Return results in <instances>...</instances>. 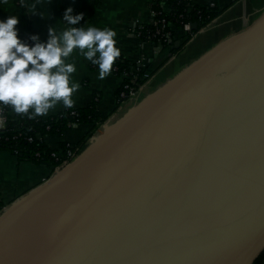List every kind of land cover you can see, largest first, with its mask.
Here are the masks:
<instances>
[{
	"label": "water",
	"instance_id": "water-1",
	"mask_svg": "<svg viewBox=\"0 0 264 264\" xmlns=\"http://www.w3.org/2000/svg\"><path fill=\"white\" fill-rule=\"evenodd\" d=\"M263 252L264 12L0 213V264H254Z\"/></svg>",
	"mask_w": 264,
	"mask_h": 264
},
{
	"label": "crops",
	"instance_id": "crops-1",
	"mask_svg": "<svg viewBox=\"0 0 264 264\" xmlns=\"http://www.w3.org/2000/svg\"><path fill=\"white\" fill-rule=\"evenodd\" d=\"M0 0V20L9 16H18L19 37L25 39L35 33L40 40L48 39L49 29L59 34L68 27L63 16L68 8L73 15L83 14L75 27L110 28L117 33V47L121 56L144 64L149 74L148 80L140 89L137 98L119 103L117 91L121 77L112 69L103 80L98 79L99 67L87 61L74 51L69 62H75L77 71L73 80L81 87L74 95V108H82L98 98L97 108L101 121L90 124H73L62 135H46L45 143L57 149L63 143H72L82 149L84 143H90L91 135L102 130L105 123H113L123 116L138 101L154 92L176 76L190 63L224 39L241 32L254 23L264 12V0H191L197 5H207L215 1L223 13L209 26L201 29L185 49L178 55H171L169 48H159L152 41H143L136 32L139 24L152 21L151 5L154 0ZM195 47L189 56L188 50ZM165 73L161 78L162 73ZM66 108L62 104L51 110L47 116L56 115ZM97 128H96V127ZM95 131V132H94ZM81 151V150H80ZM56 167L50 162L19 160L8 150L0 152V213L13 202L44 183L55 173Z\"/></svg>",
	"mask_w": 264,
	"mask_h": 264
},
{
	"label": "clouds",
	"instance_id": "clouds-1",
	"mask_svg": "<svg viewBox=\"0 0 264 264\" xmlns=\"http://www.w3.org/2000/svg\"><path fill=\"white\" fill-rule=\"evenodd\" d=\"M68 8L63 16L68 27L59 34L49 29L46 42L32 35L34 46L19 37L18 16L0 20V104L10 106L15 114L29 119L44 117L62 104L75 106L74 95L81 85L73 80L75 62H69L74 51L98 65V79L108 77L121 56L117 33L96 27H75L84 19Z\"/></svg>",
	"mask_w": 264,
	"mask_h": 264
},
{
	"label": "trees",
	"instance_id": "trees-1",
	"mask_svg": "<svg viewBox=\"0 0 264 264\" xmlns=\"http://www.w3.org/2000/svg\"><path fill=\"white\" fill-rule=\"evenodd\" d=\"M24 2L23 0H19ZM162 2L168 5V10L164 8ZM151 8L155 11L156 19L160 23L145 24L138 26L136 32L141 34L143 41H156L162 43V48H169L171 55H177L182 52L187 44L201 29L209 26L223 13L217 4L211 6L197 5L191 0H156L152 3ZM166 21V25L162 27V21ZM197 23L198 29L190 32L182 33L180 30L183 23ZM161 28L160 33H156L157 29ZM173 32V40L168 43L167 32ZM31 35L25 39L24 42L33 45ZM47 39L42 40L46 42ZM113 71L121 76L128 75L124 83L139 88L143 86L148 78H144L146 68L140 62L129 60L120 56L113 65ZM131 76H137L136 82L131 81ZM121 89L117 91L120 94ZM98 98L91 104L82 108L65 109L56 115L49 117H37L36 119H29L27 116L17 115L10 106L3 107L6 111V126L0 133V152L8 150L17 155L19 160H31L34 162H50L56 167L59 162L52 156L53 149L50 148L44 141L46 135H62L73 124H90L101 121V113L97 108ZM75 112L72 114V112ZM96 127V126H95ZM97 128V127H96ZM95 132V131H94ZM94 133L91 135L93 136ZM41 136V137H40ZM33 140H29V138ZM65 143L62 144V147ZM79 147L78 145H75ZM264 252L256 259L254 264H263Z\"/></svg>",
	"mask_w": 264,
	"mask_h": 264
},
{
	"label": "built area",
	"instance_id": "built-area-1",
	"mask_svg": "<svg viewBox=\"0 0 264 264\" xmlns=\"http://www.w3.org/2000/svg\"><path fill=\"white\" fill-rule=\"evenodd\" d=\"M156 1V0H154ZM153 1V2H154ZM211 6H215L216 2L212 1L210 2ZM162 5L164 6L165 9L168 10V5L164 2H162ZM153 11V10H152ZM151 23H155L158 24L160 23V20L156 19V14L155 11H153V19L151 22L146 23V24H151ZM141 25H145V24H139V26ZM166 25V21H162V27H164ZM192 23L190 22H185L183 23V27L181 28V32L185 33V32H190L192 31ZM161 32V28H158L156 33H160ZM138 35L141 37V34L138 33ZM167 36H168V40L167 42L170 43L171 40H173V32L168 31L167 32ZM154 44H156L159 48H162V43L161 42H156V41H152ZM141 65L144 66V64L140 63ZM121 77V84L119 86V88L121 89L120 94L118 95V101L119 103H123L131 98H137L140 95V89L142 88V86H140L139 88H136L135 86L131 85L130 83H124V80L126 78H128V75L123 74L120 76ZM149 74L147 72H145L144 74V78H148ZM137 80V76H131V81L132 82H136ZM75 112L73 111L72 114H74ZM6 111L3 107L2 104H0V133L2 131V129L5 128L6 126ZM103 130V126L101 127ZM102 130H98L97 132H95L94 134L100 133L102 132ZM41 137V136H40ZM29 140H33V138H29ZM80 152L79 148L76 147L74 144L72 143H66L64 147H60L57 149H53L52 151V156H54V158L59 162V164L56 166V169L61 168L62 166L66 165L67 163H69L72 159H74L76 157V155Z\"/></svg>",
	"mask_w": 264,
	"mask_h": 264
},
{
	"label": "rangeland",
	"instance_id": "rangeland-1",
	"mask_svg": "<svg viewBox=\"0 0 264 264\" xmlns=\"http://www.w3.org/2000/svg\"><path fill=\"white\" fill-rule=\"evenodd\" d=\"M195 50H196L195 47L190 48V49L188 50V51H189V52H188V55L191 56V55L195 52ZM179 54H180V53H179ZM177 55H178V54H177ZM165 73H166V72H165ZM165 73L163 72L162 75L160 76V78H161L163 75H165ZM88 145H89V143H87V142L84 143L83 146H82V149H80V150L82 151V150H83L84 148H86ZM81 151H80V152H81ZM263 264H264V262H263Z\"/></svg>",
	"mask_w": 264,
	"mask_h": 264
}]
</instances>
